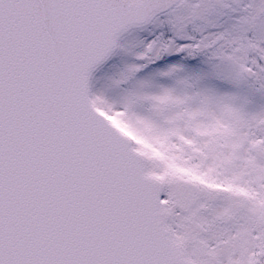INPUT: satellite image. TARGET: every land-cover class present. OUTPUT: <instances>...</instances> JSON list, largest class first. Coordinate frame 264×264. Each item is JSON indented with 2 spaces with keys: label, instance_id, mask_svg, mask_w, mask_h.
Instances as JSON below:
<instances>
[{
  "label": "snow or ice",
  "instance_id": "snow-or-ice-1",
  "mask_svg": "<svg viewBox=\"0 0 264 264\" xmlns=\"http://www.w3.org/2000/svg\"><path fill=\"white\" fill-rule=\"evenodd\" d=\"M0 264H264V0H0Z\"/></svg>",
  "mask_w": 264,
  "mask_h": 264
}]
</instances>
